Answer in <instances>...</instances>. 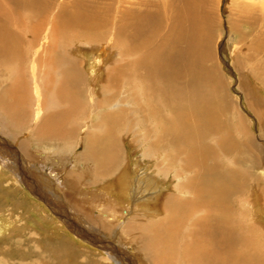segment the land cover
<instances>
[{
	"label": "bare ground",
	"instance_id": "6f19581e",
	"mask_svg": "<svg viewBox=\"0 0 264 264\" xmlns=\"http://www.w3.org/2000/svg\"><path fill=\"white\" fill-rule=\"evenodd\" d=\"M25 1L0 0V119L14 135L37 116L33 128L27 127L30 143L57 142L63 159L79 135L83 171L67 174L65 198L76 204L75 187L85 176L102 188L108 209L117 205L110 202L114 199L146 207L143 218H129L123 228L148 264H264V230L249 218L250 197L264 210V193L242 164L250 165L248 158L237 156L243 149L237 142L241 113L235 112L234 124L215 60L206 64L212 58L206 0H122L113 31L120 58L91 84L78 55L84 46L97 51L103 37L94 30L101 27V16L93 9L75 11L72 19L59 14L44 36L48 16L36 14L38 0ZM72 41L80 43L79 52L70 50ZM236 70L244 104L264 128L261 85L250 84L249 70L239 61ZM26 140L20 144L24 150ZM163 183L169 190L162 196L157 187ZM122 213L128 214L125 207ZM6 250H0V264Z\"/></svg>",
	"mask_w": 264,
	"mask_h": 264
},
{
	"label": "rangeland",
	"instance_id": "374dc122",
	"mask_svg": "<svg viewBox=\"0 0 264 264\" xmlns=\"http://www.w3.org/2000/svg\"><path fill=\"white\" fill-rule=\"evenodd\" d=\"M122 3H124L122 0H85V4L84 0H38V3L35 2L33 6L38 16H48V23L44 25V32H46L44 36H48L53 18L59 14L65 19L69 16L72 19L76 12L91 14L88 10L93 9L92 13L101 16V27L98 28L99 30H94L103 37L99 40L97 51L93 52L91 46H84L85 52L78 55V65L84 72L86 81L91 84V82L98 83L104 76L105 68L120 58L121 50L115 45L114 32L117 33L116 24L120 20V16L117 18L118 13L120 14L124 8ZM204 8L207 15L206 21H208L207 27H209V40H211L209 46L212 49V60L210 59L206 64L210 65L215 60L224 83V92L231 101L228 108L230 119L234 124L235 112L241 113L243 131L238 134L240 136L237 142H240L239 145L243 149L237 152V156L241 159L248 158L250 165L248 162L242 164L246 168L250 167L251 183L257 187L259 193H264V128L259 127L256 116L244 104L241 94L243 91L239 88V76L236 70V61H239L240 67L249 70L247 78L250 84L261 85L259 95L263 97L264 102V73L263 69L260 70L264 67V0H206ZM60 9H62L61 12ZM77 31L81 33L83 30L77 29ZM46 41L47 39L40 40L36 51ZM80 49V43L72 41L70 50L79 52ZM31 84L33 95L36 97L32 81ZM39 104L37 101L34 106L37 107ZM32 119L25 123L26 128L23 132L18 131L13 133L14 135L8 133L6 128L9 125L2 126L4 121L0 119V250L7 249L3 256L7 260L2 261V264L14 262V264H31L30 259L35 262L34 264H148V261L142 258V252L135 246L136 241L131 240L123 228L129 218L132 219L135 216L143 218L144 212H148L146 207L135 209L131 207L134 202L131 204L129 199L122 203L114 199L110 202L119 207L115 205L108 209L106 206L111 204L107 202V198L100 196L102 188L96 185L94 187L91 180L85 176L75 187L76 204L70 197L65 198L67 174L83 171V161L77 157L81 150V147L77 145L79 135L75 143H68L69 152L67 150L66 158L63 159L60 156L63 145L57 142L51 141L52 143L47 144L48 142L42 141L39 143L41 146L37 144L38 147L35 143H30L31 132L28 130L33 128L38 117L35 116ZM245 134L250 135V145L245 141L247 138ZM25 139H27L25 150L30 155L20 146ZM56 143L59 146H55ZM245 145L248 146V152ZM52 158H55V161ZM3 160L7 165L3 166ZM79 160L81 163L78 162ZM23 176L26 177L23 178ZM37 184L41 186L38 187L39 192L33 187ZM165 184H162L163 187H157L162 196L169 190V185ZM41 191L46 193L42 194ZM254 198L255 195L250 197V223H255L264 230V210L260 204H252V202L255 203ZM111 199H113L112 196ZM124 207L128 211L127 215L122 213ZM24 249L28 252L27 254L23 253Z\"/></svg>",
	"mask_w": 264,
	"mask_h": 264
}]
</instances>
